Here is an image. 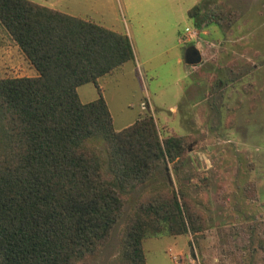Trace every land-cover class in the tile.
I'll list each match as a JSON object with an SVG mask.
<instances>
[{
    "label": "trees",
    "instance_id": "obj_1",
    "mask_svg": "<svg viewBox=\"0 0 264 264\" xmlns=\"http://www.w3.org/2000/svg\"><path fill=\"white\" fill-rule=\"evenodd\" d=\"M225 15L217 3L187 9L199 30ZM0 22L37 71L0 77V264H80L109 240L126 194L159 161L182 160L185 139L161 137L149 113L114 128L98 78L134 59L126 33L34 0H0ZM87 82L98 95L83 102ZM196 199L146 184L108 264H146V238L202 230Z\"/></svg>",
    "mask_w": 264,
    "mask_h": 264
},
{
    "label": "rangeland",
    "instance_id": "obj_2",
    "mask_svg": "<svg viewBox=\"0 0 264 264\" xmlns=\"http://www.w3.org/2000/svg\"><path fill=\"white\" fill-rule=\"evenodd\" d=\"M34 1L129 36L134 59L98 78L115 129L149 113L161 137L185 139L182 160L159 161L126 194L109 240L80 264H108L139 192L160 180L197 198L204 227L146 238V264H264V0ZM197 1L220 4L225 18L197 29L186 12ZM190 45L199 62L185 61ZM36 73L0 22V77ZM77 92L83 102L98 95L92 82Z\"/></svg>",
    "mask_w": 264,
    "mask_h": 264
},
{
    "label": "water",
    "instance_id": "obj_3",
    "mask_svg": "<svg viewBox=\"0 0 264 264\" xmlns=\"http://www.w3.org/2000/svg\"><path fill=\"white\" fill-rule=\"evenodd\" d=\"M184 59L187 63L199 62L201 60V53L195 45H190L184 53Z\"/></svg>",
    "mask_w": 264,
    "mask_h": 264
},
{
    "label": "crops",
    "instance_id": "obj_4",
    "mask_svg": "<svg viewBox=\"0 0 264 264\" xmlns=\"http://www.w3.org/2000/svg\"><path fill=\"white\" fill-rule=\"evenodd\" d=\"M189 8V7H188ZM187 8V9H188ZM186 12H187V10H186ZM98 23H101V22H98ZM101 24H103V25H105L104 23H101ZM106 27H109V26H107V25H105ZM186 27H188V26H186ZM185 27V28H186ZM109 28H111V27H109ZM111 29H113V30H115V28H111ZM188 30H189V27H188ZM116 31H119V30H116ZM119 32H123V31H119ZM180 39V38H179ZM99 80V79H98Z\"/></svg>",
    "mask_w": 264,
    "mask_h": 264
},
{
    "label": "built area",
    "instance_id": "obj_5",
    "mask_svg": "<svg viewBox=\"0 0 264 264\" xmlns=\"http://www.w3.org/2000/svg\"><path fill=\"white\" fill-rule=\"evenodd\" d=\"M185 30H188V27H186Z\"/></svg>",
    "mask_w": 264,
    "mask_h": 264
}]
</instances>
